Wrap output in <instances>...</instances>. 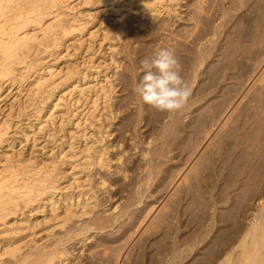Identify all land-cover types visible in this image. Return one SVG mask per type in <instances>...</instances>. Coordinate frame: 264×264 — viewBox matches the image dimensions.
<instances>
[{"label":"bare ground","instance_id":"bare-ground-1","mask_svg":"<svg viewBox=\"0 0 264 264\" xmlns=\"http://www.w3.org/2000/svg\"><path fill=\"white\" fill-rule=\"evenodd\" d=\"M186 1L127 0L124 3L122 0H0V105L12 95L14 99L6 109L0 110V261L9 256L11 264H70L72 260L76 262L78 259L74 257V252L62 247L66 244L65 239L70 240L74 234L80 235L85 238V247L86 242L92 240L93 234L112 229L117 224L118 219L111 221L108 218L110 221L105 220L94 227L93 224H87L85 218L91 219L99 206L96 190L106 191L114 186L101 173L112 170L114 159L111 151H114V146L98 148V145H103L113 137L111 128L118 116H122V108L116 105L117 96L138 83L143 75L140 72L141 60L151 57L161 48L175 52L181 65V75L190 93L196 83L198 85L192 97L188 98V105L185 104L182 108L186 110L194 104L204 102L207 90L214 88L217 80L221 76H228V72L232 71L234 75L235 72L239 73L234 79L239 83L246 61L264 55L262 47H254L258 40L264 44V0H190L189 4ZM185 2L195 10L186 12L187 15L181 17L180 9L185 7ZM95 6L97 9L104 7L106 13L113 12L114 21L121 23L117 37L109 39L110 55L107 60L102 52L98 55L96 51L93 54L91 52L95 50L90 44L94 34L93 24L100 14L92 12ZM135 13L145 15L149 26L151 25L149 32H142L138 36L134 33L137 28L127 25L126 20ZM179 17L186 24L182 29L180 26L174 29L176 23L173 19ZM140 26L142 25H139V30ZM222 27L226 32L219 42ZM160 31L168 33L162 39L163 44L159 42L163 35ZM85 32H88L89 39H84ZM123 35L126 36L125 41H128L127 49L131 46L127 51L129 64L123 65L127 69L124 70L125 73L130 74V79L128 81V76L123 77L116 84L112 78L120 74L114 70H119L122 66V61L115 57L123 51L118 50V43ZM73 41L78 45H70ZM72 51L75 53L71 54ZM116 52L117 55L114 56L113 53ZM218 54L219 59H222L217 65H206L211 57L215 58ZM72 56L75 62H70ZM78 58L80 62H77ZM101 59L110 63L103 67L102 63L98 64ZM63 63L66 66H62ZM109 70L111 74L113 71V76L109 74ZM205 76L212 79L208 85L205 83L202 86ZM120 85L124 89L118 92L117 87ZM134 100L144 105L138 94L127 95V105ZM243 110L245 113L240 115L236 145L239 152L247 150L251 153L253 145L247 137L251 135L250 131L252 133L254 121L250 116V108L244 107ZM247 116L248 120L245 118ZM121 130L124 131L125 128ZM22 145H25V149L17 150ZM147 145L151 146L152 140ZM37 147L41 148L40 151L35 150ZM149 154V150L143 151L142 157L146 165L140 169L146 170L147 185L155 175L151 161L147 159ZM122 158L123 156H119L116 161L120 163ZM216 162L212 159L213 169H210L209 174L215 183L220 175ZM94 170H98L96 176L101 177H98L97 187L93 186ZM130 172L125 169L123 179H128ZM198 177L200 175L194 177V180ZM132 183L134 184L133 181ZM144 185L145 183L138 186L136 196ZM196 185L200 192L198 196H201L200 200L205 201L204 203H200L199 198H194L199 193L198 189L195 190ZM196 185L193 187L190 184L184 194L181 190L179 198L172 201L171 209L169 205L170 213L168 216L166 213L165 219L169 217L170 220L166 219V229L163 228L164 223L159 226L167 232L152 227L150 236H146L151 239L159 236L160 232H166V236L162 234L164 239L161 241L154 243L151 239L153 245L149 242L151 249L156 244L159 245L152 249L155 254H150L153 253L150 246L147 251L150 249L151 252L142 251V245L147 244L145 240L142 247H138L143 252L145 262L264 264V198L259 202V212L249 219L247 227L240 226L242 224L239 225V219L234 220L239 223L232 222L234 226L229 229L227 227L222 232L219 231L222 227L216 226L218 233L208 242L210 234L197 232L208 221L205 217L209 208L207 196L212 184L207 187L200 186L199 183ZM155 191L151 192L155 196L159 195V190ZM191 198L196 202L190 207ZM133 201L128 209L141 207L142 201ZM186 203L190 208L186 209ZM196 203L203 204L202 207L200 205L203 211L199 212ZM117 209L118 207L115 210ZM144 212L145 217L141 211L129 217L142 225L148 217L146 213L149 215L146 207ZM193 213L195 217L192 216ZM38 215H43L42 219ZM191 216L199 229L196 230L197 226L194 224L196 233H189L194 230L188 231V236L182 232L192 226L193 219L191 223V220L187 221ZM226 216L225 219L228 220L232 214H229V218ZM75 222L83 225H77L74 232ZM225 223V226L232 224ZM131 224L128 225L139 227L135 222ZM218 224L217 222L216 225ZM57 230L64 234V238L56 240L50 248L39 244L38 240L55 238ZM173 233L176 237L172 249H169L170 242L165 240L169 241L166 237L171 238ZM119 259L120 255L116 261ZM139 263L136 259L134 264Z\"/></svg>","mask_w":264,"mask_h":264},{"label":"rangeland","instance_id":"rangeland-1","mask_svg":"<svg viewBox=\"0 0 264 264\" xmlns=\"http://www.w3.org/2000/svg\"><path fill=\"white\" fill-rule=\"evenodd\" d=\"M122 1L124 3L127 2V0ZM258 1L260 2L261 0ZM186 2L189 4L190 0H187ZM187 4L184 8L180 9L182 10V14L180 13L181 17H185L187 15L186 12L195 10L193 6ZM92 12H100V14L93 24V27L95 26L93 29L94 34L90 40V44L95 50H92L91 52L93 54L96 51V55L102 52L107 60L110 55L108 49L109 39L117 37V32L119 31V25L121 23L119 24L115 22L113 12L106 13L104 7L97 9L95 6ZM126 21L127 25H130L131 28H137L134 30V33L136 32L138 36L140 33L149 32L151 29V25L149 26V22L145 18V15L139 13H135L134 16H131ZM173 21L176 23L174 29L179 26L180 29H182L186 24L180 20V17L174 18ZM155 24H157V22ZM139 25H142L140 26V30L138 29ZM225 32L226 30L222 27V33L218 36L219 42L223 40ZM87 33L88 32L84 33V39H89ZM160 33L161 35L163 33V35L160 37L161 41L159 42L160 44H163L164 41L162 39H165L164 37H167L168 33H164L163 31H160ZM125 38L126 36L123 35L124 40L122 39L118 43V50H123V54L121 53L120 55H117V52L113 53L114 56L117 55L115 58L118 61H122L121 68L119 70H114L115 73L118 72L121 74H119L118 77L123 74L120 78H112L113 82L116 84L119 83V79H122L123 77L127 78L128 75L130 76V74L125 73L124 70L127 69L123 66L129 64L127 51L131 48V46H129V49H127L128 41H125ZM257 42L258 44L254 47L260 46L264 49L262 41L258 40ZM76 44L78 45L77 42L73 41L70 45L73 46ZM151 45L154 46L153 43ZM74 53L75 51L71 52V54ZM73 58L74 56H72L70 62H75ZM212 59L213 62L211 61ZM220 59L218 54L215 58L211 57L206 65L215 66L219 63ZM76 60L77 62H80L79 58ZM103 60L104 59H101L98 62V64L102 63L101 65L103 67L110 63L109 61L105 63ZM62 66L66 65L63 63ZM130 70L131 69H129V71ZM110 71L111 70L108 71L109 74H111ZM140 72H143V70L141 69ZM237 75H239V73L236 74L235 72L234 75L233 72L230 71L228 72V76H221L220 79L217 80L214 88L212 87L207 90V96L204 102L192 106L189 104L190 107L186 110L180 109L174 114L158 111L146 104L141 105L137 100H134L130 105H127V95H137L134 91L135 87L124 93L120 92V94H118L116 105L122 108V116H118V119L114 122L111 128L113 131V137L108 139L103 145H98V148L108 145L114 146V151H111V157L114 159V162L111 165L112 170L110 172H101L105 176V179L114 186L106 191L96 190L99 206L91 219L85 218V222L90 225L93 224L94 227H97L101 222H105V220H109L108 218H111V221L118 219V222L112 229H106L101 233L93 234L92 240L87 241L85 247L83 246L85 238L80 235L76 236L74 234L70 240L65 239L66 244L62 247H66L71 253L74 252V257L78 259L76 262L72 260V263L70 264H114V262H116L115 264H134L136 259L140 261L139 264H147L142 251L148 250L151 239L154 243H157V240L159 242L164 239L163 237L166 236L165 234L167 230L162 229H166L165 224L168 223L166 219H169V217L166 219L165 217L166 213L167 216L170 213V210L168 211L169 205L171 209V205L175 199H178L179 195H181L180 191L182 190L181 192L184 194L185 190H188L190 184L193 187L198 183L200 186L205 187L209 184L215 185H210L211 192L208 191L209 195L207 194V200L209 202L206 201L211 209L209 210L207 207L208 210H206L207 214L205 217L208 219V223H204L206 227L203 226L201 229L202 231L198 230L199 226L196 225L197 222L192 218V216H194L193 213L192 216L187 219L188 222L191 220L190 223L193 219L194 222H192V226L190 227L192 229L189 230V228L182 233H185L188 236V231L194 230L189 233H196L194 229L195 227L193 226L195 224V226H197L196 230H198L197 234H199V232L210 234L207 240L210 242L209 240H213V238H210L217 232L216 228H219V225L222 227L219 228L220 232H222L223 229H227V227L228 229L232 228L234 223L240 222L239 225L242 224L240 226H248L249 219L259 212V209L261 208L258 206L260 205L259 202L264 198V196H262L264 195V82H261V80L264 79V55L246 61L243 70L240 73L239 83L234 81ZM129 76L127 80L130 79ZM211 79L212 77L207 78V76H205V82L202 83V86L205 85V83L208 85ZM131 85L133 84L131 83ZM197 86L196 83L189 97H192L195 93ZM122 88L121 85L118 86V92L121 91ZM14 93H16V91H14ZM13 100V95L4 99L0 105V110L1 108L6 109V106L11 105ZM186 105H188V103H186ZM244 107L250 108V116L252 117V121H254L252 133L250 131L249 134L251 135L247 137L252 141V154L247 150H245L247 153H245V151L239 152L236 145L238 125L241 119L240 115L241 113H245L243 110ZM245 118L248 120V116ZM247 127L248 125L246 128ZM122 128H125V130L122 131ZM124 132L127 133L123 134ZM151 140L152 145L148 146L147 143ZM24 146L25 145L17 147V150L24 148ZM40 149V147L35 148V150L38 151H40ZM145 150H149L150 152L147 159L151 161L155 174L152 176L149 185L146 183V178H148V176L146 177V170H140L146 165V162L142 157V153ZM119 156H123L120 163L116 161ZM212 156V159L217 161L216 167H218V174H220L216 183L214 182V179V181L212 180V176H209L210 169H213L211 165ZM255 164L257 165L256 167L254 166ZM125 169L131 171L128 179H123L122 177ZM97 171L94 170L92 173V175L95 174V180L93 182L94 187H97L96 183L101 178L100 176H96L98 173ZM167 172L169 176H167L168 178L166 177ZM198 175H200V177H198V179L196 178L197 180H194V177ZM197 181L198 183H196ZM129 183L131 184L129 185ZM144 183L145 185L140 189V194L137 195V197L135 192L138 189V186ZM196 186L197 188H195V190L199 188L198 185ZM106 187L108 188V186ZM186 187L187 189H185ZM155 189H157V191L159 190V195L155 193V196L151 192L152 190L156 192ZM145 191L148 192L146 193ZM150 192L152 195H148ZM198 194H200V192L195 194L197 195L194 197L195 200L198 198L200 200L201 196L199 195V197ZM153 195L154 198L152 197ZM214 196L215 199L213 198ZM111 197H113V199ZM133 197L136 200H134ZM133 200L137 202L142 201L141 207H131L128 209ZM195 200H192V203L189 201L190 207L196 202ZM204 202L202 200L200 203ZM197 203L195 206L198 205ZM200 203L198 205L199 212L200 210L203 211V208L201 209L203 204ZM186 206V209L190 208L188 207V204ZM117 207L118 209L115 210ZM145 207L146 212H149V215L146 213V216L148 217L144 219L142 225H140L138 221L136 222V220L129 217L131 214L139 211L143 212L142 216L145 217ZM142 209L144 210L142 211ZM229 214H232L230 218L234 217V219H230ZM225 216L229 219H225ZM42 217L43 215H38L39 219H42ZM235 219H239V222H234ZM225 221L229 224L232 222L234 223H232L233 225L231 224V226L229 225V227L225 226L227 225ZM131 222H135L137 225L139 224L140 228L136 225L129 226ZM217 222L219 223L218 225H216ZM82 223L84 224V221H82ZM82 223H73L74 232L78 227L77 225H83ZM162 223H164V226L160 229L159 226L162 225ZM174 223H176V221H174ZM152 227L157 228L158 231H166L162 232L164 236L162 237L160 232L161 235L153 236V238L150 237L151 239L148 238L149 241H147V237L150 236L149 231L152 232L153 230ZM55 235V238L46 239L45 241L38 240L39 244L42 246L46 245L50 248L56 240L61 237L64 238V234L59 230L55 231ZM174 237H176L175 234L171 238L166 237L169 241L166 239L165 242H170L168 245L169 249H172L173 247ZM143 240H145L147 244L143 242ZM152 242L151 245H153ZM206 243H204V245ZM141 245L143 246L142 251H140V248L142 247ZM202 245L200 247H203ZM155 246L159 245L156 244ZM155 246H153L154 249L157 248ZM138 247L140 248L138 249ZM151 247L152 246H150V249ZM150 249L149 252H153L154 249L152 248L153 250L151 249V251ZM150 254L152 255L155 253L153 252ZM119 255L120 259L119 261H116ZM190 258L192 259V257ZM11 261L12 259L9 256H6L1 259L0 264H11ZM158 261L159 260H157V262Z\"/></svg>","mask_w":264,"mask_h":264},{"label":"clouds","instance_id":"clouds-1","mask_svg":"<svg viewBox=\"0 0 264 264\" xmlns=\"http://www.w3.org/2000/svg\"><path fill=\"white\" fill-rule=\"evenodd\" d=\"M140 64L143 75L134 91L143 103L169 114L182 109L190 96V89L181 75L175 52L161 48Z\"/></svg>","mask_w":264,"mask_h":264}]
</instances>
